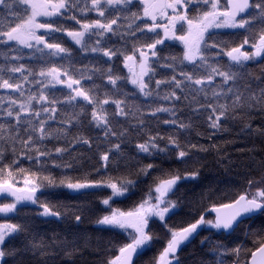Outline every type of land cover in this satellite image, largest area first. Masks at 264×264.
<instances>
[{"label":"snow or ice","instance_id":"1","mask_svg":"<svg viewBox=\"0 0 264 264\" xmlns=\"http://www.w3.org/2000/svg\"><path fill=\"white\" fill-rule=\"evenodd\" d=\"M253 64L264 0H0V264H264ZM229 126L244 183L204 185L202 153L239 167ZM92 215L107 239L80 231Z\"/></svg>","mask_w":264,"mask_h":264},{"label":"trees","instance_id":"2","mask_svg":"<svg viewBox=\"0 0 264 264\" xmlns=\"http://www.w3.org/2000/svg\"><path fill=\"white\" fill-rule=\"evenodd\" d=\"M238 42V41H237ZM172 51L179 53L181 49L179 47L173 49ZM264 67V65L261 64H253L249 66V71L254 74H259L260 68ZM120 68L122 70V74H126L127 70L123 69L122 64H120ZM97 83H100V81H97ZM129 90L131 89V85H128ZM3 94V91L0 90V95ZM147 110V108L145 109ZM185 112L187 113V109H185ZM166 114H160L159 122L157 120L150 121V124L152 126L153 131H159L161 134H171L175 131L174 128L168 127L163 125L162 121L163 119H167ZM134 123V122H133ZM202 123V121H201ZM255 123H259V120L257 119ZM203 130V129H201ZM75 131V130H73ZM239 131L238 126H229L228 131L225 133L220 134V136L216 139V143L221 144L222 147H226L227 154H230L232 157V161L235 165H238L239 167H230L227 163L221 164L219 163L218 157L215 153H208V154H201V165H202V183L204 185L212 184L213 186H218L222 189L229 188L232 186H235L237 184H243L245 180V172L246 169L244 168L245 164L252 163L251 158L247 154V147H250L251 144L247 141V139H241L238 138L237 133ZM92 135L93 137L100 135L98 132H91L88 133ZM135 138V134H134ZM193 138V137H188ZM226 141H229L230 143L225 144ZM201 143H206L205 141H201ZM256 144L259 146L260 142L257 140ZM131 148V146H129ZM244 148L245 152L241 153L240 149ZM128 149H126L127 151ZM264 155V153L258 154L255 157L256 163L253 165V171L256 175H259V161L261 159V156ZM167 167V165H165ZM172 167H177V165H172ZM65 199L66 203L69 204H77L85 199H94L92 197L84 198V197H71V196H64L62 197ZM95 216L92 215L87 219L84 224L80 226V231L83 233H86L88 235H95L97 237L103 236L105 239H107V234L95 232ZM14 222V221H13ZM42 227L45 228H56L57 225H42ZM162 234V233H161ZM161 245H157V249H159ZM153 253H149L148 256L145 257V260L150 258V256ZM193 254L198 255L199 249L194 248L190 246L185 250L183 253V258L186 259L187 264H192V256ZM90 264H95L96 257H89Z\"/></svg>","mask_w":264,"mask_h":264}]
</instances>
